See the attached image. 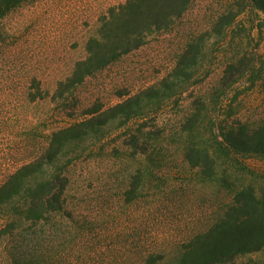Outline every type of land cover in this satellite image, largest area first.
Returning a JSON list of instances; mask_svg holds the SVG:
<instances>
[{
  "label": "rangeland",
  "instance_id": "1",
  "mask_svg": "<svg viewBox=\"0 0 264 264\" xmlns=\"http://www.w3.org/2000/svg\"><path fill=\"white\" fill-rule=\"evenodd\" d=\"M126 1L19 0L0 14V185L44 154L54 132L160 83L189 43L203 44L194 78L177 93L70 144L37 175L60 192V167L71 160L62 212L29 220L23 196L0 207V264H61L95 239L101 251L117 243L171 252L219 220L239 190L262 192L264 157L222 144L230 128L264 126V14L249 0H194L171 30L58 91L100 17ZM231 11L239 13L219 33ZM220 264H264V249Z\"/></svg>",
  "mask_w": 264,
  "mask_h": 264
},
{
  "label": "trees",
  "instance_id": "2",
  "mask_svg": "<svg viewBox=\"0 0 264 264\" xmlns=\"http://www.w3.org/2000/svg\"><path fill=\"white\" fill-rule=\"evenodd\" d=\"M193 1L127 0L111 6L100 17L98 31L87 40L86 57L75 63L72 74L59 83L58 91L71 90L87 76L140 48L151 37L171 30ZM249 1L256 10L264 14V0ZM18 2L19 0H0V14L11 7V4ZM238 13L231 11L219 18V33L231 25ZM198 41L187 45L174 70L160 83L134 95L127 94L125 99L108 108L100 106L91 110L86 114L97 115L54 132L44 154L20 167L0 185V207L17 196H23L30 199L25 211V217L29 220L41 221L50 213L62 212L65 206L62 196L67 185L64 172L71 160L60 167L63 179L60 192L54 191L52 177L35 181L37 175L46 172L48 166H55L60 162L70 144L86 139L109 122L119 121L122 126L142 114L147 105L156 104L177 93L195 76V69L203 52V44ZM234 67L231 64L229 70ZM244 72L242 70L236 77L231 73L233 80L227 84L235 82ZM223 140L222 144L238 154L264 157V126L254 129L247 126L230 128L223 135ZM188 157L197 165L194 163V154L190 153ZM199 157L206 162L211 159L207 152ZM207 173L211 175L210 172ZM57 177L59 178V174ZM137 185L133 184L134 188L128 194H134L135 189H138ZM261 190L259 194L253 187L239 190L235 202L219 220L208 229L190 237L174 251L148 247L120 250L117 243H113L110 249L101 251L95 239L91 241V248L85 246L84 255L75 260V254L71 258L67 256L68 260L61 264H95L98 259L100 264H220L260 251L264 249V186Z\"/></svg>",
  "mask_w": 264,
  "mask_h": 264
}]
</instances>
